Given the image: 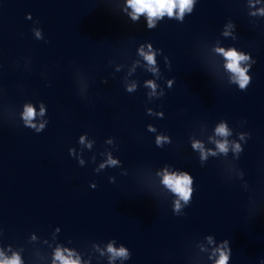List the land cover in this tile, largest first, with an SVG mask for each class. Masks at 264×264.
I'll return each instance as SVG.
<instances>
[{"label": "water", "instance_id": "obj_1", "mask_svg": "<svg viewBox=\"0 0 264 264\" xmlns=\"http://www.w3.org/2000/svg\"><path fill=\"white\" fill-rule=\"evenodd\" d=\"M128 14L127 0H0V264H61L58 250L77 264H216L224 240L227 264H262L157 18L147 30V13ZM146 42L163 51L159 81L137 49ZM150 80L164 97L148 101ZM25 106L37 127L48 120L42 133L23 126ZM162 134L172 143L158 148ZM110 153L121 163L97 174ZM179 170L194 179L189 206L163 183Z\"/></svg>", "mask_w": 264, "mask_h": 264}, {"label": "clouds", "instance_id": "obj_2", "mask_svg": "<svg viewBox=\"0 0 264 264\" xmlns=\"http://www.w3.org/2000/svg\"><path fill=\"white\" fill-rule=\"evenodd\" d=\"M109 2V0H108ZM198 0H127V7H131L133 9V14H128L129 19L131 20L132 24H138L139 23V15L147 13L148 19L145 23L146 29L147 30H154L157 28L158 24L155 22L154 18L156 17H164L165 13L169 17L173 16L174 9L178 8L179 9V16L176 18V21L179 23L184 22V13L187 10L189 12V15H191L195 9V6L197 4ZM124 10L121 9V13H123ZM232 27L233 31L235 32V25L232 22ZM39 36V33H37ZM223 35L228 36L230 35L229 33L225 32ZM47 43V41H45ZM147 48L148 52H145L144 49ZM139 51V54L143 57L145 61H147L148 65H150L149 71L153 74L156 75L157 73L159 74L157 77V81L163 79L162 73L159 68L158 60L157 57L163 55V51L161 49H156L153 47V45L149 42L140 44L139 47L137 48ZM218 52L222 53L225 57V59L228 61L226 64V68L231 71L232 73L235 74L236 76V82L239 84V91L246 92L248 86L251 83V76L246 75V69L240 67V63L242 61H248L251 58V64L249 65L250 68H252L253 64H255V60L252 59L251 54L245 53L244 51H237L234 46H230L228 51H224L223 48L217 49ZM164 62L166 67L170 70L171 64L168 58L165 56L164 57ZM104 83H107V81H102ZM174 78L173 79H168L165 81L166 87L168 89H171L174 85ZM148 87L152 89L151 92H146V96L148 98V101H152L155 99H161L162 97L165 96V90L158 84L157 82L149 81L148 82ZM157 88H159V92L157 93ZM138 87L137 85H132L131 87H125V90L127 93L132 94L137 91ZM82 97V96H81ZM86 98V97H84ZM45 109L42 107L41 108V115L44 114ZM157 114L159 119L164 118V113L162 111L160 112H155L151 108H148L146 110L147 115H152V114ZM36 113L34 111V108L31 106H25L24 107V112H23V126L33 130L35 133L39 134L42 133L47 124L48 120H46L44 123H41L39 127L37 125L33 124V118L35 117ZM156 127L153 125L149 124L147 126V131H155ZM216 133L221 136H227L229 133L226 130V125L225 123H221L219 127L216 128ZM249 135L250 138V134ZM89 138L88 135L85 133L84 135H81L78 140V144H83L85 139ZM106 143L116 145L114 140L112 138H109L105 141ZM169 143L171 144V138L168 135H158L155 137V145L158 148H163V143ZM227 142L225 141L224 143H218L217 147L221 152H227V147H226ZM95 145V140L89 139V143L87 147L91 149ZM117 147V146H116ZM193 149H199L200 150V161H204L207 159V155L203 151V147L199 142H195L191 145ZM235 150L238 152H243V149L240 147L239 144L235 145ZM76 151L77 149L75 148H70L69 149V156L73 157L76 159L78 162L79 166L84 167L85 163L83 159L77 158L76 157ZM117 163H121V161L118 158H113L111 153L108 156V159L106 163L100 164L99 165V170L97 167L94 169V171L98 174L105 169L113 168L111 166L116 165ZM201 167H203L205 164L200 163ZM180 175L176 174H165L163 183L172 190L175 194H177L180 199H182L186 206H189L192 201V196L194 194V179L193 177L187 172L183 170H179ZM109 183H115V177H109ZM90 188L95 189L96 184L92 183L89 185ZM181 205L179 201L175 203V208L172 211L174 215L176 216H183L185 213L183 212L182 214L178 213L180 212ZM225 245L228 246V255H225L224 252L220 253V259L216 262V264H227V261L229 257L231 256V248L229 246V241L224 240L222 241ZM109 252L113 253L114 256H119V257H124L126 259H130V253L126 249V247H121L118 251L113 249L111 245H109ZM56 259L61 261V264H77V261L70 260V259H65L59 252L57 251L56 254ZM7 264H19L18 259H14L13 261L7 262ZM264 264V262H262Z\"/></svg>", "mask_w": 264, "mask_h": 264}]
</instances>
